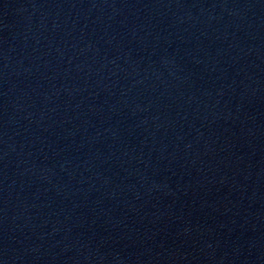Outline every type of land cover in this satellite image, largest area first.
<instances>
[{"label": "water", "instance_id": "1", "mask_svg": "<svg viewBox=\"0 0 264 264\" xmlns=\"http://www.w3.org/2000/svg\"><path fill=\"white\" fill-rule=\"evenodd\" d=\"M0 264H264V0H0Z\"/></svg>", "mask_w": 264, "mask_h": 264}]
</instances>
